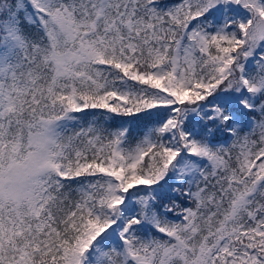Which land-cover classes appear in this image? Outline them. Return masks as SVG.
Returning a JSON list of instances; mask_svg holds the SVG:
<instances>
[{"label":"snow or ice","instance_id":"6c2138e0","mask_svg":"<svg viewBox=\"0 0 264 264\" xmlns=\"http://www.w3.org/2000/svg\"><path fill=\"white\" fill-rule=\"evenodd\" d=\"M0 264H264V0H0Z\"/></svg>","mask_w":264,"mask_h":264}]
</instances>
